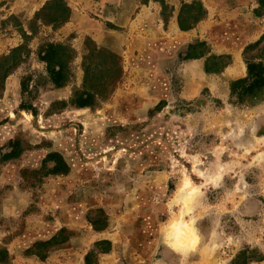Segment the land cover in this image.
<instances>
[{
  "label": "rangeland",
  "instance_id": "obj_1",
  "mask_svg": "<svg viewBox=\"0 0 264 264\" xmlns=\"http://www.w3.org/2000/svg\"><path fill=\"white\" fill-rule=\"evenodd\" d=\"M50 1L0 0V59L25 45L0 75V264H85L104 238L114 250L101 264H264V99L241 103L230 88L264 34L259 0H210L209 39L192 31L207 15L179 27L194 0H65L61 25L45 15L57 7L42 11ZM197 40L232 63L207 73L206 57L184 60ZM48 42L73 50L63 87L39 58ZM95 46L116 53L121 75L79 107ZM50 153L68 173H49ZM62 228L70 243L34 246Z\"/></svg>",
  "mask_w": 264,
  "mask_h": 264
},
{
  "label": "trees",
  "instance_id": "obj_2",
  "mask_svg": "<svg viewBox=\"0 0 264 264\" xmlns=\"http://www.w3.org/2000/svg\"><path fill=\"white\" fill-rule=\"evenodd\" d=\"M158 1L162 2L164 9L167 7L166 0ZM259 3L260 7L264 8V0H259ZM53 7H57L59 11L54 14H50V12L45 14L51 17L48 19L50 23L61 25L70 18L71 11L65 0H51L42 11H49ZM256 13L260 14V9H257ZM206 15L207 10L200 0L185 3L182 5L178 14L179 27L184 31L192 29ZM24 46L20 45L12 49L9 55H5L0 59V75L3 78L7 77L12 68L22 59L23 51L25 50ZM258 48H260V54L257 58L260 59L257 60L254 56L250 57L249 53ZM243 55L247 64L248 74L244 78L230 82L231 94L232 96H236L241 103L248 101L257 103L264 99V34L254 43L247 45ZM182 56L184 60L206 57L204 67L207 73H221L232 63V56L230 54L212 53L208 44L200 40L188 44ZM72 57L73 50L60 43L48 42L40 48L39 58L46 63L48 77L56 87H63L69 81L71 77L69 63ZM84 67L85 78L83 89L76 90L71 99L72 104L79 107L96 105V97L98 95L106 97L110 93V86L121 75L118 56L114 51L107 48L95 46L91 49L89 47V53L85 57ZM3 86L2 84L0 85V87ZM23 108L31 107L24 106ZM8 156L14 157L16 155L10 154ZM52 160L56 162V166L49 173L69 172V165L61 155L50 153L47 155L44 163ZM107 221L106 217L99 222L92 221V225L95 230L102 231L108 227ZM70 237L71 233H68L67 229L62 228L50 239L37 241L34 246L45 247L49 250L57 245L66 243ZM111 249L112 241L108 239L96 241L94 246L85 255V264H97L99 254L108 253ZM33 254L40 256L42 259L47 257L46 254L35 252Z\"/></svg>",
  "mask_w": 264,
  "mask_h": 264
},
{
  "label": "crops",
  "instance_id": "obj_3",
  "mask_svg": "<svg viewBox=\"0 0 264 264\" xmlns=\"http://www.w3.org/2000/svg\"><path fill=\"white\" fill-rule=\"evenodd\" d=\"M203 1L207 7V18L205 20L201 21L194 29H192V31L194 30L196 38L207 36V38L209 39L208 35L210 32V0H203ZM73 238H74V236L72 235L66 243H68V242L70 243L71 240H73ZM109 240L112 241L111 239H109ZM113 247L114 246H113V241H112L111 251L108 253H100L99 257H98V263L97 264H101L103 262L104 256H107L108 254L113 252V250H114ZM130 264H133V263H130Z\"/></svg>",
  "mask_w": 264,
  "mask_h": 264
},
{
  "label": "bare ground",
  "instance_id": "obj_4",
  "mask_svg": "<svg viewBox=\"0 0 264 264\" xmlns=\"http://www.w3.org/2000/svg\"><path fill=\"white\" fill-rule=\"evenodd\" d=\"M182 231H184V230H182Z\"/></svg>",
  "mask_w": 264,
  "mask_h": 264
}]
</instances>
